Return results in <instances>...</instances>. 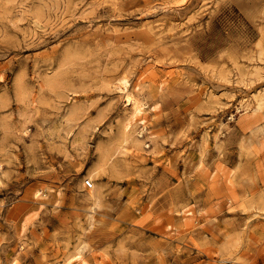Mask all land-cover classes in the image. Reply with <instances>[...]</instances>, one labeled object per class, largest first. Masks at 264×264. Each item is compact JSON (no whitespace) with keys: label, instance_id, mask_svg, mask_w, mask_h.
I'll return each mask as SVG.
<instances>
[{"label":"rangeland","instance_id":"374dc122","mask_svg":"<svg viewBox=\"0 0 264 264\" xmlns=\"http://www.w3.org/2000/svg\"><path fill=\"white\" fill-rule=\"evenodd\" d=\"M81 247L264 264V0H0V264H80Z\"/></svg>","mask_w":264,"mask_h":264},{"label":"bare ground","instance_id":"6f19581e","mask_svg":"<svg viewBox=\"0 0 264 264\" xmlns=\"http://www.w3.org/2000/svg\"><path fill=\"white\" fill-rule=\"evenodd\" d=\"M120 84H121L119 86L120 91H124L127 88V81L124 80ZM126 94H127V96H126L127 97V107L130 109V113L125 119V123L123 125V130H122V135H124V136L129 135V136L135 137L137 139V137L139 135H144V132L147 130V124H146L147 110L144 108V105L136 97H134V95L131 94V92L130 93L127 92ZM139 125H141L140 128H137ZM134 128H136V129L133 130ZM152 135L153 134L150 132L148 134V137L151 138ZM206 140H208V135L206 136ZM99 164H101V163H99ZM209 177L214 178L212 174H210ZM100 193H101L100 189L97 185L96 186L92 185V189L88 190L87 199L91 201L92 207H95L98 205L99 200H100V196H101ZM176 214H179V215L181 214V217H180L181 221L179 222V223H181V225L179 226L181 228V230H182V227H185L186 229H188L190 227V219L192 217H194V211L191 209H187V208H183V209L180 208V210ZM176 221H178V220H176ZM167 227L171 229L172 233H177L180 231L177 228L178 226L174 225L172 223L168 224ZM185 228H183V229H185ZM160 235L164 241H168L169 239H173V237L169 233H161ZM185 248H186V243L182 239H178L177 251L178 252H185ZM85 249H86V247L79 248L77 254H75L73 259L71 257V262L77 260L78 263H80V264H100L107 257V255L105 253H101L98 256L99 258H97V256H93L92 258L90 257L91 259L90 258L87 259L86 258L87 254H84ZM88 253H90V252L88 251ZM92 253H93V251H92Z\"/></svg>","mask_w":264,"mask_h":264},{"label":"built area","instance_id":"2783aa9c","mask_svg":"<svg viewBox=\"0 0 264 264\" xmlns=\"http://www.w3.org/2000/svg\"><path fill=\"white\" fill-rule=\"evenodd\" d=\"M92 182L91 181H87L86 182V187H88V188H92Z\"/></svg>","mask_w":264,"mask_h":264}]
</instances>
